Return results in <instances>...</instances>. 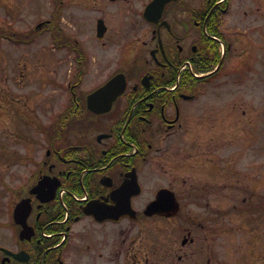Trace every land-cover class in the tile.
Segmentation results:
<instances>
[{
    "label": "flooded vegetation",
    "instance_id": "af4514ba",
    "mask_svg": "<svg viewBox=\"0 0 264 264\" xmlns=\"http://www.w3.org/2000/svg\"><path fill=\"white\" fill-rule=\"evenodd\" d=\"M102 1L95 36L129 65L89 82V49L64 33L54 50L76 70L51 83L44 128L41 81L6 77L0 51V264H264V18L225 17L232 0L113 17L131 0ZM119 72L123 91L91 110Z\"/></svg>",
    "mask_w": 264,
    "mask_h": 264
},
{
    "label": "rangeland",
    "instance_id": "374dc122",
    "mask_svg": "<svg viewBox=\"0 0 264 264\" xmlns=\"http://www.w3.org/2000/svg\"><path fill=\"white\" fill-rule=\"evenodd\" d=\"M146 1L131 0L130 4H119L113 8V11L116 12L113 17H133L134 11H142ZM104 3L102 0H64L63 3L59 0H0V24L2 27L10 28L11 32L21 30V33H25L18 36L20 40L15 37L18 42L7 41L3 36L0 37V51L8 50L11 53V58L6 62V66L5 61L0 60V67H6V77L10 79L15 77L31 79V85L26 87L30 91L34 89L33 79L41 81L40 96L43 104L41 122L43 128L49 123L51 110L55 106H60V104H56V102L59 103L58 101H50L51 83L56 78L73 76L76 69L70 53L75 55V52L67 45L69 51L54 50L55 27L35 32L34 26L38 21L49 18L52 10L61 9L57 12L59 17L62 16L61 20H55V23L62 27L58 32L61 36L64 33L75 35L89 49V65L86 66L87 73L84 77L90 80L89 82H95L109 76L115 68H125L129 65L128 53L120 51L121 47L113 44V34L107 40L106 46H103L95 36V17L101 14L110 17L109 14H112V7L109 8V4L104 5ZM230 8L231 11L225 15L227 18H264V0H232ZM8 21L11 23L8 24ZM122 21L123 23L118 25L121 32L125 29L123 18ZM239 23L241 24L242 20ZM111 28L113 33L114 26ZM64 42L63 36L58 37V44ZM13 55H16L14 61L12 60ZM17 57L20 59V66L17 65ZM22 72L25 74L22 75ZM1 76L0 73V78ZM45 146L47 145L43 140V149Z\"/></svg>",
    "mask_w": 264,
    "mask_h": 264
},
{
    "label": "water",
    "instance_id": "95a60500",
    "mask_svg": "<svg viewBox=\"0 0 264 264\" xmlns=\"http://www.w3.org/2000/svg\"><path fill=\"white\" fill-rule=\"evenodd\" d=\"M169 0H152L149 2L143 12V15L148 20H157L160 17L164 4ZM98 35L103 32L101 24L98 25ZM125 86V76L123 73L116 74L103 86L88 95V107L95 111H103L109 108L112 100H114L123 90ZM26 207L25 216L28 213V199L22 200L16 207L15 214L17 215L19 207Z\"/></svg>",
    "mask_w": 264,
    "mask_h": 264
},
{
    "label": "trees",
    "instance_id": "16d2710c",
    "mask_svg": "<svg viewBox=\"0 0 264 264\" xmlns=\"http://www.w3.org/2000/svg\"><path fill=\"white\" fill-rule=\"evenodd\" d=\"M57 12H58V10H55L54 12H52L51 23L47 27H45L46 29H51L52 27H54L55 20H57L59 18ZM1 32H3L2 29H1Z\"/></svg>",
    "mask_w": 264,
    "mask_h": 264
}]
</instances>
